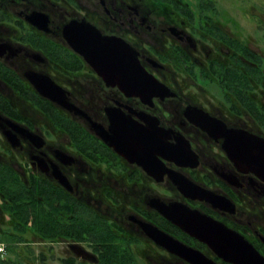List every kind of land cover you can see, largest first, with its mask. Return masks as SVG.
<instances>
[{
	"label": "flooded vegetation",
	"instance_id": "obj_1",
	"mask_svg": "<svg viewBox=\"0 0 264 264\" xmlns=\"http://www.w3.org/2000/svg\"><path fill=\"white\" fill-rule=\"evenodd\" d=\"M255 12L256 29L215 0H0V234L21 197L53 234L3 238L1 259L14 243L23 264H264ZM105 40L157 89L89 61Z\"/></svg>",
	"mask_w": 264,
	"mask_h": 264
},
{
	"label": "water",
	"instance_id": "obj_2",
	"mask_svg": "<svg viewBox=\"0 0 264 264\" xmlns=\"http://www.w3.org/2000/svg\"><path fill=\"white\" fill-rule=\"evenodd\" d=\"M84 48L88 51L86 55L87 53L90 55L86 58L96 66L100 65L103 69L116 72L122 78L121 85L123 87L137 91H145L146 88L157 89V81L146 74L125 44L105 40L96 45L89 43L88 47L85 45ZM172 221L179 225L177 221ZM160 240L162 241L164 238H160Z\"/></svg>",
	"mask_w": 264,
	"mask_h": 264
},
{
	"label": "trees",
	"instance_id": "obj_3",
	"mask_svg": "<svg viewBox=\"0 0 264 264\" xmlns=\"http://www.w3.org/2000/svg\"><path fill=\"white\" fill-rule=\"evenodd\" d=\"M19 201V204H21V206L19 207V209L17 208V202L11 206L12 212H13V222L16 224H18V226L15 225L14 228H6L4 229L5 234H0V243H2L4 239L8 238V236H11L12 238L10 240L15 241L14 243H21L24 240V237H26L27 232H31L32 234H35L37 236H43L46 239H51L53 238V234L51 235V227H49V225L43 224L41 223L40 225H35L36 227L30 228L27 225H29L30 223V219L31 216L34 215V209H25V208H21L25 205L24 201H26L28 198L25 197H21V198H17ZM8 204H4V208L6 210V206ZM17 210V211H16ZM47 217V218H45ZM42 216V220H45L47 222V220H51V216ZM35 221H39L38 219H35ZM14 243H11L12 245H10L8 243V245L11 246V248H14L13 250H11L12 254L14 255V257L16 258L15 261L12 263L11 261L7 262L1 259L0 257V264H23L21 262L22 259L21 255L17 252V249L19 248V246L14 245ZM27 253L30 254V256L34 257L35 259V254L36 252L34 250H32L31 248L27 250Z\"/></svg>",
	"mask_w": 264,
	"mask_h": 264
},
{
	"label": "rangeland",
	"instance_id": "obj_4",
	"mask_svg": "<svg viewBox=\"0 0 264 264\" xmlns=\"http://www.w3.org/2000/svg\"><path fill=\"white\" fill-rule=\"evenodd\" d=\"M191 2H194V0H189ZM218 3L221 4L222 7H225L226 5H230L232 9L233 16H230L233 21H236L239 23V28H242V25H245V19L250 18L254 24H250L249 28H259L260 21H258L259 15H257L255 11H258L264 21V0H215ZM252 9L254 11H252ZM251 23V21H249ZM246 27V26H244ZM263 27V26H262ZM236 28V26H234ZM238 28V27H237ZM258 37V35L256 34ZM260 38V36H259ZM262 38H264L262 36ZM258 39V38H257ZM256 43V42H255ZM260 46L264 49V41H260ZM63 255V254H62ZM49 264H57L54 263V261H50ZM60 264V263H59Z\"/></svg>",
	"mask_w": 264,
	"mask_h": 264
},
{
	"label": "built area",
	"instance_id": "obj_5",
	"mask_svg": "<svg viewBox=\"0 0 264 264\" xmlns=\"http://www.w3.org/2000/svg\"><path fill=\"white\" fill-rule=\"evenodd\" d=\"M0 251H2V249H0Z\"/></svg>",
	"mask_w": 264,
	"mask_h": 264
}]
</instances>
